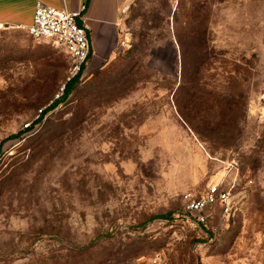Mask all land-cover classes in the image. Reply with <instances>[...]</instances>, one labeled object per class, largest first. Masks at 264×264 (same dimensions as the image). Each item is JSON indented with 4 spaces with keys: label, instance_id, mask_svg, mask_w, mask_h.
Returning <instances> with one entry per match:
<instances>
[{
    "label": "rangeland",
    "instance_id": "1",
    "mask_svg": "<svg viewBox=\"0 0 264 264\" xmlns=\"http://www.w3.org/2000/svg\"><path fill=\"white\" fill-rule=\"evenodd\" d=\"M121 20L28 131L70 59L0 28V264H264V0H126ZM216 182L233 210L196 227L184 195Z\"/></svg>",
    "mask_w": 264,
    "mask_h": 264
},
{
    "label": "built area",
    "instance_id": "2",
    "mask_svg": "<svg viewBox=\"0 0 264 264\" xmlns=\"http://www.w3.org/2000/svg\"><path fill=\"white\" fill-rule=\"evenodd\" d=\"M87 6L71 11L56 8L39 1L36 4L33 22L27 27L36 42H47L60 47L69 56V71L73 76L83 72L92 56L90 28L84 19ZM42 111V110H41ZM232 188L223 182L207 186L200 195H184L182 216L194 226L208 222V211L219 207L224 215L231 214L234 206Z\"/></svg>",
    "mask_w": 264,
    "mask_h": 264
},
{
    "label": "crops",
    "instance_id": "3",
    "mask_svg": "<svg viewBox=\"0 0 264 264\" xmlns=\"http://www.w3.org/2000/svg\"><path fill=\"white\" fill-rule=\"evenodd\" d=\"M39 1L71 11L86 5L84 19L90 28L92 47L88 69L95 70L113 57L120 46L122 8L126 0H0V28L27 30Z\"/></svg>",
    "mask_w": 264,
    "mask_h": 264
},
{
    "label": "trees",
    "instance_id": "4",
    "mask_svg": "<svg viewBox=\"0 0 264 264\" xmlns=\"http://www.w3.org/2000/svg\"><path fill=\"white\" fill-rule=\"evenodd\" d=\"M25 31H27L28 32V30H25ZM29 33V32H28ZM30 35V34H29ZM31 36V35H30ZM32 37V36H31ZM41 43H47V42H41ZM47 44H49V45H52V46H55V45H53V44H51V43H47ZM115 54V53H114ZM87 68V67H86ZM85 71V70H84ZM83 71V72H84ZM83 72H81V73H79V74H77V75H75V76H73V77H71L68 81H67V83H66V85H65V88L63 89V94L61 95V97L59 98V99H57L56 101H54L53 102V104L52 105H50L48 108H46V109H43L42 110V112H41V114H40V117H39V119L38 120H36V122H34V124H32L31 126H30V128H28V129H25V131H28V130H30V129H32L33 127H35V125L37 124V123H39V122H41L42 121V119L44 118V116H45V114H46V112L47 111H49L50 109H52L53 107H55L58 103H60V102H62V101H66L68 98H69V96L78 88V86H79V84H80V78H81V76H82V73ZM28 127V126H27ZM187 219V218H186ZM188 220V219H187ZM189 221V220H188ZM208 221H209V219H208ZM190 222V221H189ZM205 226V225H204ZM198 227V226H197Z\"/></svg>",
    "mask_w": 264,
    "mask_h": 264
}]
</instances>
